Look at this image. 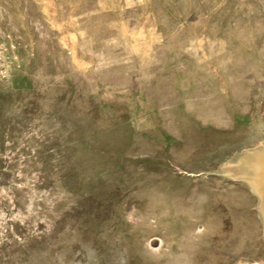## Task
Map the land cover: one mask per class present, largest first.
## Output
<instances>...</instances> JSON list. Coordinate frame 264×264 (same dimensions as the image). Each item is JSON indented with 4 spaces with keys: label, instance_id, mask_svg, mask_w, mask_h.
<instances>
[{
    "label": "rangeland",
    "instance_id": "obj_1",
    "mask_svg": "<svg viewBox=\"0 0 264 264\" xmlns=\"http://www.w3.org/2000/svg\"><path fill=\"white\" fill-rule=\"evenodd\" d=\"M259 144L264 0H0V264H264Z\"/></svg>",
    "mask_w": 264,
    "mask_h": 264
},
{
    "label": "bare ground",
    "instance_id": "obj_2",
    "mask_svg": "<svg viewBox=\"0 0 264 264\" xmlns=\"http://www.w3.org/2000/svg\"><path fill=\"white\" fill-rule=\"evenodd\" d=\"M224 163L220 166L219 171L223 174L241 176L258 195L259 210L264 221V144H259L253 150L235 152ZM238 264L249 263L239 261Z\"/></svg>",
    "mask_w": 264,
    "mask_h": 264
}]
</instances>
